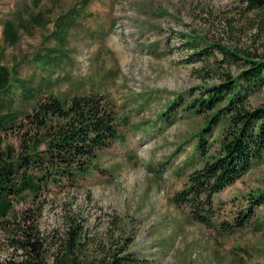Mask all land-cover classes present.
Returning a JSON list of instances; mask_svg holds the SVG:
<instances>
[{
  "label": "rangeland",
  "instance_id": "rangeland-1",
  "mask_svg": "<svg viewBox=\"0 0 264 264\" xmlns=\"http://www.w3.org/2000/svg\"><path fill=\"white\" fill-rule=\"evenodd\" d=\"M82 1L0 0L1 64L36 82L48 73L34 58L55 45L57 19L75 17L80 9L82 16L68 31L70 61L55 70L50 90L99 93L118 127L119 139L101 153V171L75 188H52L34 205L42 207L39 228L47 243L57 245L76 220L96 254L125 246L155 264H264V206L245 227L228 234L194 223L185 208L171 203L190 171L185 169L195 143L190 135L201 121L180 110L171 125L156 120L166 101L189 100L191 88L216 83L227 71L212 58L196 60L182 34L264 55V25L254 22L256 14L244 9L243 0ZM39 13L41 26L30 24L14 46L3 42L4 21L30 22ZM261 105L264 88L248 100L251 108ZM0 144L17 149L18 140L3 135ZM261 189L264 161L214 197L215 222L232 223L247 195ZM29 206L16 204L15 211ZM5 242L0 234V264L12 255Z\"/></svg>",
  "mask_w": 264,
  "mask_h": 264
},
{
  "label": "trees",
  "instance_id": "trees-1",
  "mask_svg": "<svg viewBox=\"0 0 264 264\" xmlns=\"http://www.w3.org/2000/svg\"><path fill=\"white\" fill-rule=\"evenodd\" d=\"M243 1L244 9L256 14L254 22L262 28L264 0ZM79 11L75 17L66 14L57 19L55 45L34 58L41 71L48 73L38 82L32 75L28 79L16 76L14 69L1 64L0 54V137L18 140L17 149L0 144V234L12 249L4 264H155L126 251L125 246L93 253L76 220L57 245L53 240L47 243L39 228L42 207L34 206L38 200L52 188H75L88 174L101 171V153L119 139L115 115L102 95L51 92L55 70L70 61L65 47L68 31L82 16ZM41 20L39 13L30 22L20 17L4 21L3 42L14 46L21 32H27L30 24L41 26ZM181 36L196 60L212 58L219 69L225 65L227 71L221 72L216 83L191 88L189 100L166 101L164 112L156 114L158 123L164 125L173 123L175 110L201 121L190 135L195 141L193 155L185 160V169L190 171L170 201L176 208H185L194 223L231 234L245 227L255 210L264 206V189L257 190L247 195L246 206L232 223L214 220V197L264 161V105L248 106L249 98L264 88V55ZM22 202L31 206L15 211V205Z\"/></svg>",
  "mask_w": 264,
  "mask_h": 264
}]
</instances>
